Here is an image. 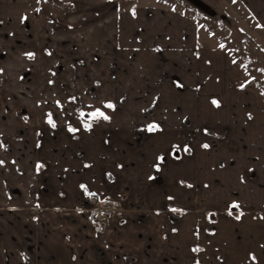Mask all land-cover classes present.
Returning <instances> with one entry per match:
<instances>
[{
	"label": "crops",
	"instance_id": "0c3cea01",
	"mask_svg": "<svg viewBox=\"0 0 264 264\" xmlns=\"http://www.w3.org/2000/svg\"><path fill=\"white\" fill-rule=\"evenodd\" d=\"M238 1L264 32V0ZM60 2L59 19L32 2L22 45L15 29L0 32L10 40L0 45V264H106L99 251L107 264H194L198 231L224 262L254 253L264 264V218L221 213L213 234L196 221L241 202L264 208V97L239 87L245 75L227 51L199 49V26L182 12ZM98 109L109 119L81 115ZM204 129L219 136L213 147ZM82 185L124 194L121 225L106 237L77 211ZM167 202L181 211L176 224Z\"/></svg>",
	"mask_w": 264,
	"mask_h": 264
},
{
	"label": "rangeland",
	"instance_id": "374dc122",
	"mask_svg": "<svg viewBox=\"0 0 264 264\" xmlns=\"http://www.w3.org/2000/svg\"><path fill=\"white\" fill-rule=\"evenodd\" d=\"M33 1L38 6H47L48 9L57 6L56 1L60 2V0H0V23H2L0 32L13 28L23 38L31 29L30 25L32 27L29 15L32 12ZM121 1L124 7L158 5L186 14L199 26V49L220 47L228 53V50H232L231 54L238 59L239 67L245 68L241 70L255 80V89L264 90V32L238 0ZM54 8L53 11L56 12ZM211 10L213 14L210 13Z\"/></svg>",
	"mask_w": 264,
	"mask_h": 264
},
{
	"label": "flooded vegetation",
	"instance_id": "af4514ba",
	"mask_svg": "<svg viewBox=\"0 0 264 264\" xmlns=\"http://www.w3.org/2000/svg\"><path fill=\"white\" fill-rule=\"evenodd\" d=\"M56 10V8H54ZM202 13H205L204 11H201ZM211 14H213V11H210ZM206 14V13H205ZM1 24V23H0ZM9 38V37H8ZM7 37H0V45H4V43L10 41ZM14 42V46H20L23 43V39L22 37L17 36L15 39H11ZM5 52L2 51L0 53V56H4ZM237 63V62H236ZM244 72V71H243ZM245 75V79L241 82H239V87L241 88H245V87H254V85H256L255 82L251 83V84H245V82L248 80V77L246 75V73L244 72ZM22 76L26 77V71L23 72ZM255 81V80H254ZM1 85V83H0ZM255 88V87H254ZM1 89V87H0ZM260 89V88H259ZM258 91V90H257ZM259 93L264 97V95L262 94L261 90H259ZM109 103H107L108 105ZM25 108L21 107L20 109V113L22 114L23 118L25 117ZM90 113H94V112H87V111H83V117L85 120L91 121V122H97L98 119H92L91 116L89 115ZM86 114L88 116H86ZM50 127H52V125L49 123ZM151 128V127H150ZM205 134H207L208 137H210V142L206 143L209 147L210 146H214V139L215 137H219L216 133L212 132L211 129H204L203 130ZM139 140H141V136H139L138 138ZM213 142V144L211 143ZM177 154V153H176ZM255 175H251V173H247V175L245 176V180L246 181H251L253 180V177ZM108 179L113 183L115 182V176L109 174L108 175ZM156 184H161L162 179L160 177H157L154 181ZM91 194H95V195H91ZM88 195L91 196H96L97 199H102V198H106V199H112L118 202V208H117V214L114 217V219L112 221L108 220L104 223H98L94 220L93 217V212H92V208L91 205L86 201V197ZM124 195V194H123ZM123 195H119V196H114V197H101L100 195L91 192L89 190L86 189V191L84 190V196H83V207L78 209V212L81 213H86L89 212V220H91L97 227V231L99 233V237H106L108 236L110 233L114 232L117 227L119 225H121V221L123 220L122 218V213L124 211V198ZM234 205H238V207H234ZM165 210L167 211V215L169 216L168 219L171 223L176 224L178 221V216L180 215L181 211L178 209V207L174 206L173 204L167 202V204L165 205ZM56 211H58L59 213H62V215L66 218V219H70L72 217V211L70 210H64V208L62 207H57ZM221 213H226L227 215L233 217L234 219L237 218V216L239 217H251L253 219H263L264 218V208L263 209H247L244 207V205L241 203L238 204H231L228 205L224 210L220 211V210H216V209H212L209 211H206L205 213H201L200 211H197V226L198 229H203L204 232H206L207 234H213L214 232H216L217 230V221L219 219V216L221 215ZM231 213V214H230ZM204 225H206L205 227H203ZM171 230H176L175 227H172ZM200 231L197 232V240L195 242V244L193 245V253H194V264H231V263H226L223 261L222 256L220 255V252L218 250H215V248H213V250H210L208 248V246H206L203 243V240L200 238ZM32 236V235H31ZM165 237V236H164ZM210 244V240L208 241ZM32 243V241H31ZM151 238L148 239V242L146 243V245L144 246L143 252L146 256L149 255V250L152 247L151 244ZM261 247L263 248V252H264V238L261 242ZM194 249H196V251H194ZM35 251V248L29 246L26 250L27 253L29 254H33V252ZM26 253V254H27ZM28 254V255H29ZM98 257L100 258L101 263H106L107 264V259L106 256L103 254V251H99L98 252ZM149 257V256H148ZM127 259V262L130 261V258L128 256L125 257ZM134 260H136L135 257H133ZM133 260V259H132ZM168 264H178L176 259L173 257H165L164 259ZM218 263H217V262ZM247 264H258L259 263V259L257 258V256L252 253L250 255V257L247 258Z\"/></svg>",
	"mask_w": 264,
	"mask_h": 264
},
{
	"label": "built area",
	"instance_id": "2783aa9c",
	"mask_svg": "<svg viewBox=\"0 0 264 264\" xmlns=\"http://www.w3.org/2000/svg\"><path fill=\"white\" fill-rule=\"evenodd\" d=\"M86 201L91 205L94 220L98 223L112 221L117 214L118 202L112 199H97L88 195Z\"/></svg>",
	"mask_w": 264,
	"mask_h": 264
},
{
	"label": "snow or ice",
	"instance_id": "6c2138e0",
	"mask_svg": "<svg viewBox=\"0 0 264 264\" xmlns=\"http://www.w3.org/2000/svg\"><path fill=\"white\" fill-rule=\"evenodd\" d=\"M213 103L215 104L216 101H213ZM107 107H113L111 104H108L106 105ZM81 115L83 116V113H81ZM91 116L92 119H98V118H103L105 120L109 119V117L105 116L103 112H101L99 109L96 110L94 113H90L89 114ZM50 124L53 125V127H55V125L53 124L52 120H51V116L49 115V121H48ZM90 127V125H89ZM149 130H153L152 128H150ZM70 131H74V129H70ZM203 147L207 148L208 145H204ZM187 150V149H186ZM2 163V162H0ZM82 188H85V191H86V186L82 185L81 186ZM91 195H95V194H91ZM234 207H238V205H234ZM231 214V213H230ZM237 219H239V216H237ZM194 251H196V249H194Z\"/></svg>",
	"mask_w": 264,
	"mask_h": 264
},
{
	"label": "trees",
	"instance_id": "16d2710c",
	"mask_svg": "<svg viewBox=\"0 0 264 264\" xmlns=\"http://www.w3.org/2000/svg\"><path fill=\"white\" fill-rule=\"evenodd\" d=\"M56 2H57V6L61 5V3H60L59 1H56ZM57 6L54 5L51 9H48L47 6H45V7H46V8L52 13V15H54L57 19H59L58 15L55 14L54 11H53V8H54V7L56 8ZM228 51H229L231 57H233V60H234L235 62H237L238 59H237L235 56H233V54H231V51H232V50H228ZM243 67H244V66H243ZM243 67L240 66L241 69L245 70V68H243ZM246 74L248 75V73H246ZM253 82H255L254 79H253V77H252V76H249V77H248V80L245 82V84H251V83H253ZM261 92H262V94L264 95V90L261 89Z\"/></svg>",
	"mask_w": 264,
	"mask_h": 264
},
{
	"label": "water",
	"instance_id": "95a60500",
	"mask_svg": "<svg viewBox=\"0 0 264 264\" xmlns=\"http://www.w3.org/2000/svg\"><path fill=\"white\" fill-rule=\"evenodd\" d=\"M86 116H88V115L86 114Z\"/></svg>",
	"mask_w": 264,
	"mask_h": 264
}]
</instances>
